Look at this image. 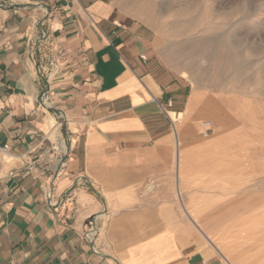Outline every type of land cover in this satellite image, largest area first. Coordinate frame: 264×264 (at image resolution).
<instances>
[{"label": "crops", "instance_id": "obj_1", "mask_svg": "<svg viewBox=\"0 0 264 264\" xmlns=\"http://www.w3.org/2000/svg\"><path fill=\"white\" fill-rule=\"evenodd\" d=\"M125 13L0 0V264H259L264 149L199 111Z\"/></svg>", "mask_w": 264, "mask_h": 264}, {"label": "rangeland", "instance_id": "obj_2", "mask_svg": "<svg viewBox=\"0 0 264 264\" xmlns=\"http://www.w3.org/2000/svg\"><path fill=\"white\" fill-rule=\"evenodd\" d=\"M124 3L123 21H138L148 29L158 63L187 82L200 102L199 111L211 112L223 124L240 125L251 133L257 148L264 149V0ZM202 120L214 122L210 116ZM224 224L229 230L220 238L221 253L232 263L234 225ZM243 227L263 228L264 222H245ZM238 254L247 257L251 252Z\"/></svg>", "mask_w": 264, "mask_h": 264}, {"label": "built area", "instance_id": "obj_3", "mask_svg": "<svg viewBox=\"0 0 264 264\" xmlns=\"http://www.w3.org/2000/svg\"><path fill=\"white\" fill-rule=\"evenodd\" d=\"M208 125H209L208 122H203L202 123V127L204 128L203 131H202L203 137H208V135H209Z\"/></svg>", "mask_w": 264, "mask_h": 264}, {"label": "bare ground", "instance_id": "obj_4", "mask_svg": "<svg viewBox=\"0 0 264 264\" xmlns=\"http://www.w3.org/2000/svg\"><path fill=\"white\" fill-rule=\"evenodd\" d=\"M145 2V1H144ZM142 5V4H141ZM144 5V4H143ZM146 5V4H145ZM140 8V7H139ZM140 11H142L143 10V8L142 9H139ZM143 12V11H142Z\"/></svg>", "mask_w": 264, "mask_h": 264}]
</instances>
